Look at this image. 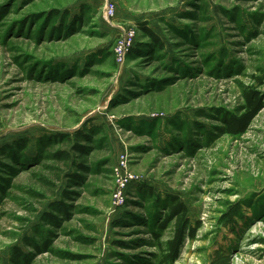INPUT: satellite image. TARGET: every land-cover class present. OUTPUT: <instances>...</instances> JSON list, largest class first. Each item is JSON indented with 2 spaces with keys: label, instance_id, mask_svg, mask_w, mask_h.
<instances>
[{
  "label": "rangeland",
  "instance_id": "374dc122",
  "mask_svg": "<svg viewBox=\"0 0 264 264\" xmlns=\"http://www.w3.org/2000/svg\"><path fill=\"white\" fill-rule=\"evenodd\" d=\"M116 2L109 20L105 0H0V264L14 247L30 264H264V105L243 135L224 122L247 87L264 95V0ZM173 195L198 229L170 262Z\"/></svg>",
  "mask_w": 264,
  "mask_h": 264
},
{
  "label": "trees",
  "instance_id": "16d2710c",
  "mask_svg": "<svg viewBox=\"0 0 264 264\" xmlns=\"http://www.w3.org/2000/svg\"><path fill=\"white\" fill-rule=\"evenodd\" d=\"M138 26L157 45V47H160L161 49L164 48V41L162 40L161 36L152 27H150L147 22H139ZM263 79L264 75H262L260 80L262 81ZM244 99L245 107L241 113H228L224 118L227 133L231 136H240L245 134L256 118L259 110L264 105V95L254 87L246 88V90L244 91ZM61 136L66 137V135L62 134L59 135V137H53V139L62 138ZM78 137H81L84 140L90 139V136L86 133H80L78 134ZM74 149L79 152L83 150L80 145H75ZM55 156L59 160L71 159L70 151L64 149H59L56 152ZM83 168L84 167L82 166V169ZM139 188L143 189L144 187L139 186ZM168 199L171 203V205L168 207L169 213L159 224V228L161 232L165 231L167 230L171 222H175L173 225V237L163 244V246L165 247L164 250L166 251V258H168L170 262H173L176 261L179 257V252L182 248L185 238L187 236L190 238H195L198 227L193 226V224L191 223V220L188 217V208L183 201H181L177 196L174 195L168 197ZM55 204L59 205L61 203L59 202ZM45 215L52 217V213L50 212L46 213ZM26 241L41 252H43L44 249L48 248V242H45L43 245H39L37 243H34L29 237H26ZM10 260L13 264H30L31 256L29 253H26L22 249L14 247L11 252Z\"/></svg>",
  "mask_w": 264,
  "mask_h": 264
},
{
  "label": "built area",
  "instance_id": "2783aa9c",
  "mask_svg": "<svg viewBox=\"0 0 264 264\" xmlns=\"http://www.w3.org/2000/svg\"><path fill=\"white\" fill-rule=\"evenodd\" d=\"M117 11L116 0H105V13L107 19H114ZM136 30L134 28L126 29L117 38L114 45V57L117 62L123 63L136 43ZM113 173L116 185L113 190V198L116 206H121L126 201L127 189L135 180V176L129 170L128 154L121 153L113 167Z\"/></svg>",
  "mask_w": 264,
  "mask_h": 264
}]
</instances>
